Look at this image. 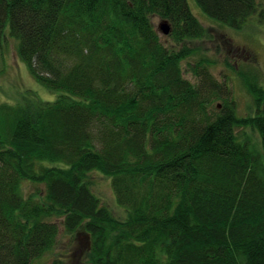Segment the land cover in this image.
Instances as JSON below:
<instances>
[{
	"label": "trees",
	"instance_id": "trees-1",
	"mask_svg": "<svg viewBox=\"0 0 264 264\" xmlns=\"http://www.w3.org/2000/svg\"><path fill=\"white\" fill-rule=\"evenodd\" d=\"M196 2L235 30L264 20V0ZM6 33L59 94L0 104V264H32L61 228L89 264H264V88L241 75L252 113L237 115L187 0H0Z\"/></svg>",
	"mask_w": 264,
	"mask_h": 264
},
{
	"label": "rangeland",
	"instance_id": "rangeland-1",
	"mask_svg": "<svg viewBox=\"0 0 264 264\" xmlns=\"http://www.w3.org/2000/svg\"><path fill=\"white\" fill-rule=\"evenodd\" d=\"M187 3L193 15L207 28L210 35L195 43L200 49V55L213 61L210 68L212 74L231 86V97L236 105L237 115L251 114L252 100L240 76L251 79L256 77L264 88V20L251 17L240 30H235L208 17L196 0H187ZM152 21L164 43L172 45V40L160 30L163 21L158 17H154ZM18 43L8 33L0 42V104L17 106L54 101L59 93L45 88L31 75L27 65L18 56ZM184 76L192 80L190 74L184 72ZM253 138L257 142L256 137ZM90 180L94 194L120 218L124 209L122 211L121 207L116 206L109 179L92 172ZM42 187L25 182L23 192L28 195ZM86 246L88 245L82 235L76 240L65 235L61 228L55 248L33 260L32 264H89Z\"/></svg>",
	"mask_w": 264,
	"mask_h": 264
},
{
	"label": "water",
	"instance_id": "water-1",
	"mask_svg": "<svg viewBox=\"0 0 264 264\" xmlns=\"http://www.w3.org/2000/svg\"><path fill=\"white\" fill-rule=\"evenodd\" d=\"M160 30L164 35H168L170 33V27L166 22H163L160 26ZM219 107V105H218Z\"/></svg>",
	"mask_w": 264,
	"mask_h": 264
}]
</instances>
